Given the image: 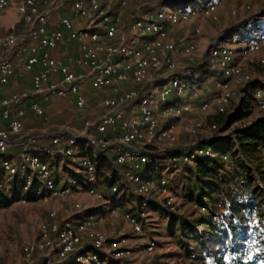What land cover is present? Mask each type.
<instances>
[{
    "label": "built area",
    "instance_id": "built-area-1",
    "mask_svg": "<svg viewBox=\"0 0 264 264\" xmlns=\"http://www.w3.org/2000/svg\"><path fill=\"white\" fill-rule=\"evenodd\" d=\"M9 2L0 0V12ZM219 3L131 10L129 0H111L112 7L102 0H18L17 20L26 29L0 35V87L14 74L9 55L22 61L32 85L27 92L0 100V115L7 124L0 129V154L20 144L18 154L2 158L0 166L6 179H21L20 202L30 196L59 203L47 210L36 234L21 244L23 264L51 252L67 264H123L133 254L143 264H170L153 259L156 241L151 237L137 250L127 243L129 234H143L155 198L176 211L170 179L153 172L157 156L178 148L180 155L172 159L193 165L196 158L213 154L205 140L225 133L210 122L211 133L196 138L206 116L226 112L231 101L235 103L228 111L240 101L264 110V79L254 73L256 67L264 70L258 36L245 46L210 42L198 57L193 39L169 35L174 24L197 17L216 19ZM248 7L240 3L230 12ZM64 8L68 11L58 15V26L52 16ZM59 47L64 55L53 54ZM178 58L186 64H179ZM200 63L205 69L201 77L193 71ZM53 97L71 98L77 120L63 121L44 139L25 128L23 117L29 111L47 121L43 103ZM173 119L184 133L180 147L175 146ZM220 157L227 166V155ZM64 158L76 164L79 175L55 171L52 161ZM103 188L109 193L105 210L80 215L84 208L78 194L101 200ZM106 219L113 229L102 227Z\"/></svg>",
    "mask_w": 264,
    "mask_h": 264
},
{
    "label": "trees",
    "instance_id": "trees-1",
    "mask_svg": "<svg viewBox=\"0 0 264 264\" xmlns=\"http://www.w3.org/2000/svg\"><path fill=\"white\" fill-rule=\"evenodd\" d=\"M24 29L25 25L17 21L13 28L0 29V35ZM202 63L193 67L199 77L205 73ZM248 111V102L240 101L231 111L219 114L224 116L221 124L214 123L218 130H225ZM263 138L264 116H257L232 133L205 140L213 154L196 158L193 165L182 163L189 176L180 184V193L195 207L178 213L163 204L151 203L165 218V232L177 251L194 259L209 257L214 264H264V170L257 163ZM180 153L175 148L167 155L172 159ZM220 154L227 155V166ZM3 179L0 173V206L23 196L19 177L8 178L7 184ZM111 181L105 177L107 185ZM27 199L34 200L30 196ZM200 206L204 211L199 210Z\"/></svg>",
    "mask_w": 264,
    "mask_h": 264
},
{
    "label": "rangeland",
    "instance_id": "rangeland-1",
    "mask_svg": "<svg viewBox=\"0 0 264 264\" xmlns=\"http://www.w3.org/2000/svg\"><path fill=\"white\" fill-rule=\"evenodd\" d=\"M213 0H129V7L131 10H139L140 8L155 9L158 6L171 8V6H194L204 4ZM18 0H10L9 6L3 12H0V28L6 31L13 26L18 20L16 3ZM102 3L111 6V0H102ZM247 3V9H237L233 14L230 12L232 8H237L238 4ZM126 8L125 10H127ZM68 10L61 9L56 11V15L67 13ZM216 19L211 20L207 17H197L190 19L186 22H180L170 26L169 35L172 39L178 40L181 37L191 38L196 44V56H203L207 51V46L213 41H222L229 43L232 46H245L255 36L260 39V51L264 53V0H220V3L216 7ZM55 16V15H54ZM60 26V23L57 22ZM198 29L197 33L193 32L194 28ZM23 32V31H21ZM20 32V33H21ZM238 32L242 35L241 39H238ZM243 36H246L244 38ZM252 38L248 41V38ZM179 64L185 65V61L182 58L177 60ZM254 73L261 76L264 79L263 68H254ZM199 92V91H198ZM197 92V93H198ZM235 102L231 101L227 106V111L233 106ZM65 108L67 119L71 120L73 117V107L69 105ZM210 116V117H209ZM203 120L201 128L196 132V138L203 137L210 132L207 128L210 122H217L221 124L224 119L222 115H209ZM212 116V117H211ZM257 116H264V110H255L252 107L249 108L248 113L235 122H232L225 132L232 133L236 128H239L249 121L253 120ZM175 123L177 128L178 138L175 143L176 147L184 145L183 131L179 129V122L177 120H171ZM76 123V122H75ZM40 132L30 131L34 134L42 136L44 139L48 138L54 131ZM213 133V132H212ZM260 153L261 158L258 160V167L264 170V149ZM259 155V154H258ZM52 165L55 166L57 173H66L69 175H79V171L76 169V164L71 159H63L62 161H52ZM153 172L155 174L164 173L170 179L172 185V191L175 195V210L178 213H182L185 210L194 208L192 203L186 202L180 193V184L187 180L189 173L186 167L178 160H172L167 154H159L155 165L153 166ZM255 177L258 180V175L255 173ZM4 184H7L8 180L6 176L3 177ZM6 187V186H5ZM105 192L104 199H95L94 197L87 195L86 193H79L78 199L81 201L84 210L80 212V215H87L89 213L103 212L109 205L107 197L109 196L106 188H103ZM127 196L123 197H128ZM115 197V198H119ZM114 198V197H113ZM158 203L161 204V197L155 198ZM183 202V203H182ZM59 206L56 201H40V200H27L26 202H20L19 199H14L8 205L0 206V264H23L20 252V246L23 242L30 240L37 230L38 223L50 208ZM204 211V209H199ZM120 221V220H117ZM165 218L155 209L154 205L149 206L147 211V220L145 222L144 232L142 235L129 234L130 239L127 243L133 246V249L137 250L142 247L141 243L146 240V237L153 238L155 248L153 250L154 260L166 261L170 264H214L209 257L204 256L202 259H194L188 257L184 253L177 251V248L173 245L172 239L168 236L164 229ZM102 227L106 230L113 229L114 225H111L110 219H106L102 223ZM57 264L58 260L54 253L49 255H38L31 264ZM144 260H140L135 257V254L123 262V264H143Z\"/></svg>",
    "mask_w": 264,
    "mask_h": 264
},
{
    "label": "crops",
    "instance_id": "crops-1",
    "mask_svg": "<svg viewBox=\"0 0 264 264\" xmlns=\"http://www.w3.org/2000/svg\"><path fill=\"white\" fill-rule=\"evenodd\" d=\"M18 15V13H17ZM55 15V16H54ZM53 22L57 23L58 15L55 13L52 16ZM1 29V28H0ZM73 51L77 53L76 43H73ZM53 54L56 55H64V51L62 48H56L52 50ZM10 59L13 61L15 70L14 74L10 77L9 82L0 87V100L3 97H7L12 93L18 92H27L31 89V73L27 72L23 68V63L20 59L14 57L13 55H9ZM87 92L89 94L94 93L87 87ZM45 111L48 113V120L42 121L39 117L31 114L29 111L26 112L25 116L23 117V124L28 131H40V132H47L53 131L57 128L63 121L69 120L67 119V114L65 108L69 105L70 108L73 109V117L71 121L77 120V113L78 110L75 108L73 101L71 98H59L53 97L51 100L46 101L43 103ZM6 122L2 119L0 115V129L6 127ZM20 150V144L15 143L14 145L10 146L4 153L0 154V160L4 157H15ZM0 173L4 177V173L0 166Z\"/></svg>",
    "mask_w": 264,
    "mask_h": 264
}]
</instances>
